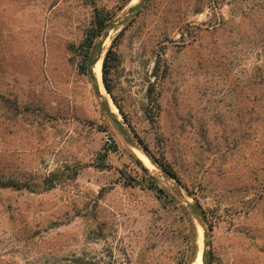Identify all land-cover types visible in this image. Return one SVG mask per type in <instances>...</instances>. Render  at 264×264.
I'll return each instance as SVG.
<instances>
[{"label":"rangeland","instance_id":"rangeland-1","mask_svg":"<svg viewBox=\"0 0 264 264\" xmlns=\"http://www.w3.org/2000/svg\"><path fill=\"white\" fill-rule=\"evenodd\" d=\"M95 8L120 116L71 48ZM0 177L37 190L0 189V264H179L155 183L219 218L202 264H264V0H0Z\"/></svg>","mask_w":264,"mask_h":264},{"label":"trees","instance_id":"trees-1","mask_svg":"<svg viewBox=\"0 0 264 264\" xmlns=\"http://www.w3.org/2000/svg\"><path fill=\"white\" fill-rule=\"evenodd\" d=\"M113 17L112 14L105 9L95 8L91 25L86 29L84 38L77 45L72 44L71 48L77 53L79 57L78 69L79 71L89 77H92V66L97 60L98 51L96 50V42L100 39L107 31L111 25ZM124 30H122L113 40L112 45L108 49L104 61H103V81L106 90L111 95L115 105L118 107L116 98L113 94L112 87L110 85L109 76L111 68L114 66V62L117 61L116 46L117 42L123 35ZM96 59V60H95ZM95 61V62H94ZM139 165H142L141 162H138ZM159 166L173 179H178L177 174L173 172L170 166L167 164H159ZM143 167V166H141ZM142 169H145L144 167ZM49 179L46 178L47 182ZM0 189H14V190H23L27 189L31 192H36V188L30 186L29 184L20 183L16 179H3L0 177ZM150 189L155 192L157 198L162 202L165 208L174 209L177 214L181 225L184 227V232L187 234L186 240L184 243L186 249L183 252V256L180 259L179 264H194L198 255V230L196 226V221H198L204 228L207 244L209 247V239L211 237V232L213 231L215 225L218 222V217L215 216L213 211L205 209L198 199L194 198V203H184L180 196L176 195L169 190L158 186L156 183L150 186ZM187 193L188 189L186 188ZM188 195H192L191 193ZM211 247V246H210ZM213 247L210 250H206L203 255L204 264H208L209 256L213 257Z\"/></svg>","mask_w":264,"mask_h":264},{"label":"bare ground","instance_id":"bare-ground-1","mask_svg":"<svg viewBox=\"0 0 264 264\" xmlns=\"http://www.w3.org/2000/svg\"><path fill=\"white\" fill-rule=\"evenodd\" d=\"M135 1V0H134ZM108 42V41H107ZM106 43V42H104ZM109 44V43H108ZM106 46V45H105ZM104 51V50H103ZM104 55V52L102 53ZM103 55L101 56V59L99 60L96 69H95V74H96V78L95 79V84L97 85V87L100 89V92L103 94V96L109 101L110 105H111V109L115 114H118L120 116V112L118 110V107L115 105V103L113 102V99L111 97L110 94L107 93V90L104 86L103 83V75H102V63H103ZM96 60V59H95ZM95 62V61H94ZM137 156L140 158V160L149 168H152L153 165L151 164V162L149 161L148 157H146L144 154H142L140 151L136 152ZM194 264H202V251L201 249L198 252L196 261Z\"/></svg>","mask_w":264,"mask_h":264},{"label":"water","instance_id":"water-1","mask_svg":"<svg viewBox=\"0 0 264 264\" xmlns=\"http://www.w3.org/2000/svg\"><path fill=\"white\" fill-rule=\"evenodd\" d=\"M101 55V54H100ZM97 56V60H96V62L94 63V65L92 66V74H93V76H94V78H96V74H95V69H96V66H97V64H98V62H99V60L101 59V56ZM102 70H103V64H102ZM102 75H103V71H102ZM103 83H104V81H103ZM105 86V85H104ZM99 90V89H98ZM99 93H101L100 92V90H99ZM107 93H108V91H107ZM109 94V93H108Z\"/></svg>","mask_w":264,"mask_h":264},{"label":"built area","instance_id":"built-area-1","mask_svg":"<svg viewBox=\"0 0 264 264\" xmlns=\"http://www.w3.org/2000/svg\"><path fill=\"white\" fill-rule=\"evenodd\" d=\"M105 141L110 146L113 144V139L110 136H106Z\"/></svg>","mask_w":264,"mask_h":264}]
</instances>
